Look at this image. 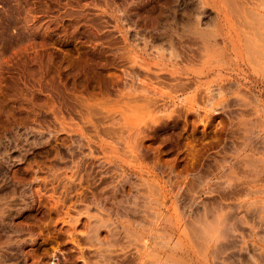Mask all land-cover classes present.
I'll return each instance as SVG.
<instances>
[{"label": "rangeland", "instance_id": "1", "mask_svg": "<svg viewBox=\"0 0 264 264\" xmlns=\"http://www.w3.org/2000/svg\"><path fill=\"white\" fill-rule=\"evenodd\" d=\"M0 213V264H264V0H0Z\"/></svg>", "mask_w": 264, "mask_h": 264}, {"label": "bare ground", "instance_id": "2", "mask_svg": "<svg viewBox=\"0 0 264 264\" xmlns=\"http://www.w3.org/2000/svg\"><path fill=\"white\" fill-rule=\"evenodd\" d=\"M19 30V29H18ZM164 71V70H163ZM166 71V70H165ZM167 72H169V71H167ZM172 72H174V71H172ZM207 72H209V71H207ZM170 73V72H169ZM203 73V72H202ZM175 74V73H174ZM173 73H171L169 76L172 78V80L173 81H176V82H178V80H179V78H178V76H175ZM203 75V74H202ZM180 77V76H179ZM220 84V83H219ZM181 85H183V84H180L179 86H177V87H180ZM219 87V86H218ZM141 88V87H140ZM187 88V86H185L184 87V85H183V87L182 88H180L181 90H185ZM197 88V85L196 86H194V88L193 89H196ZM142 89V88H141ZM135 91V90H134ZM195 95V94H194ZM199 95V94H198ZM204 96V95H203ZM199 97V96H198ZM194 99V98H193ZM204 99V98H203ZM211 99V98H210ZM192 101V100H191ZM193 102V101H192ZM199 102V101H198ZM208 102V101H207ZM182 105H183V103H182ZM190 106H192V104H190V105H188L187 107H186V110L188 111L189 110V107ZM177 112V110H173L172 112ZM61 188H62V190H61V195H60V197L57 199V201H54V203L56 202V203H60V200L59 199H62V197L63 198H65L67 195H69L70 193H71V191L73 190V186H72V182H69V184H63L62 186H61ZM34 190V189H33ZM82 191V190H81ZM21 193V192H20ZM58 193V192H57ZM75 193V192H74ZM56 194V193H55ZM81 193L79 192V193H77L76 195H79L80 197H81V195H80ZM92 195V197L93 198H95L96 197V195L97 194H95V193H93V194H91ZM98 196V195H97ZM100 196V195H99ZM58 197V196H57ZM76 197V196H75ZM86 197V196H85ZM91 199V198H90ZM65 200V199H64ZM80 200V199H79ZM84 200V199H83ZM86 201V200H85ZM93 201V200H92ZM72 202V201H71ZM97 202V201H96ZM79 203V202H78ZM63 204V203H62ZM68 204V203H67ZM73 204V203H72ZM71 204V205H72ZM60 205V204H59ZM77 205V204H76ZM61 207V206H60ZM71 207V206H70ZM73 207H74V205H73ZM59 208V207H58ZM57 208V209H58ZM68 208V207H67ZM88 208V207H87ZM56 209V210H57ZM63 210V209H62ZM78 210H80V209H78ZM58 212H60V211H58ZM64 212V211H63ZM68 212V211H67ZM72 212H74V211H72ZM4 213V212H3ZM66 213V212H65ZM60 214V213H59ZM76 214V213H75ZM2 215H4V214H2ZM7 215V214H6ZM0 216H1V213H0ZM60 216V215H59ZM64 217H65V214H64ZM70 219V218H69ZM3 221H4V219H3ZM70 221H72V218H71V220ZM79 221V225L83 222V220L81 219V220H77L76 222H78ZM97 221V220H96ZM6 223V222H5ZM8 223V222H7ZM10 223V222H9ZM86 223H87V221H86ZM4 223H0V227L2 226V227H4L5 225H3ZM83 224V223H82ZM82 224H81V226H82ZM18 225V224H17ZM88 225V223L87 224H83V226H87ZM100 225V224H99ZM99 225H98V228H99ZM1 227V228H2ZM7 228V227H6ZM8 228H9V230H10V232H16L17 231V229H18V227L16 226V225H11V223H10V225L8 226ZM86 228V227H85ZM89 227H87V229H88ZM63 229V228H62ZM1 230V229H0ZM75 229H73V231H74ZM95 230V229H94ZM1 231H3V230H1ZM67 231V230H66ZM95 231H97V229L95 230ZM9 232V231H8ZM64 232V231H63ZM65 233V232H64ZM49 234V233H48ZM73 234V236H71ZM71 235H70V237H71V240H72V242H74V245H76V247H77V252L81 255V254H83L84 252H85V250H83L84 248H82V247H79V245H78V243H77V241L78 240H80V239H82V241H83V236H80V235H78V234H74V233H71ZM86 235V234H85ZM6 236V235H5ZM7 237H8V235H7ZM73 237V238H72ZM7 239V238H6ZM12 239V238H11ZM46 239V238H45ZM70 239V238H69ZM89 239H91V238H89ZM89 241V240H88ZM1 242V241H0ZM84 242H86V241H84ZM83 243V242H82ZM88 243V242H87ZM86 243V244H87ZM91 243V242H90ZM96 243V242H95ZM1 244V243H0ZM5 244H6V241H5ZM9 250V249H8ZM7 251V250H6ZM71 258V257H70ZM73 258V257H72Z\"/></svg>", "mask_w": 264, "mask_h": 264}]
</instances>
